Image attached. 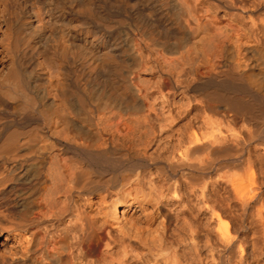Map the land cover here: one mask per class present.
<instances>
[{
    "label": "bare ground",
    "instance_id": "6f19581e",
    "mask_svg": "<svg viewBox=\"0 0 264 264\" xmlns=\"http://www.w3.org/2000/svg\"><path fill=\"white\" fill-rule=\"evenodd\" d=\"M0 264H264V0H0Z\"/></svg>",
    "mask_w": 264,
    "mask_h": 264
}]
</instances>
